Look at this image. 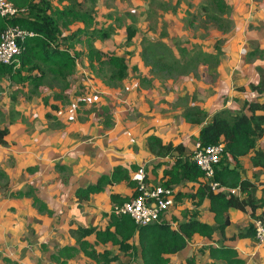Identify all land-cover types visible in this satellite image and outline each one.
Returning a JSON list of instances; mask_svg holds the SVG:
<instances>
[{"label": "crops", "instance_id": "obj_1", "mask_svg": "<svg viewBox=\"0 0 264 264\" xmlns=\"http://www.w3.org/2000/svg\"><path fill=\"white\" fill-rule=\"evenodd\" d=\"M226 1L232 8L230 16L232 28L215 38L214 43L221 39L219 46L222 50L215 66L205 64L203 67L201 62L197 72L188 70L177 80L167 79L163 84L158 79L151 80L152 75L149 74L147 82L151 80L150 85L143 87L135 82L133 88L121 89V85L118 90L102 88L103 86L99 90H84L80 100V96L73 93L75 90L55 92L67 97L68 105L53 104L51 97L48 109L42 96L31 97L28 90H0V129L7 130L4 135L5 144L0 145V171L3 170L9 179L7 189L10 193H15L34 188L36 197L51 212L47 214L39 211L33 206L32 198L25 195L16 196L19 199L13 196L2 199L1 205L7 204V207H14L20 211L24 208L23 212L17 213V221L14 219L8 221L11 226L9 230L7 227L3 230L4 239L12 238L16 243L21 235L16 236L18 229L27 230V225L32 227L37 225L34 228L37 245L40 244L41 249L35 252V256L47 264L50 256L57 254L59 248L75 242L77 228L84 226L104 228L107 218L103 216V212L111 210L109 201L111 193H118L121 196L133 194V190L121 181L105 185L101 192L92 195L88 201L77 202L74 198L77 188L96 183L101 175L110 174L119 164L127 167L130 164L144 166L150 179L147 180L159 183L162 170L171 165L172 159L156 155L147 146L145 150V136L153 135L161 138L163 143L177 144L189 142L184 140V136L186 131H193L195 145L200 126L190 125L191 123L186 120L184 112L190 107L199 106L207 112V116H211L221 109L239 111L242 107V98L256 102L264 100V0ZM213 46L214 44L211 46L212 49ZM128 58L126 55L129 68L137 66L139 73L142 71L147 73L148 68L143 70L144 66L138 52L134 56L135 60H131L132 64ZM3 79H6V83L1 81L0 84L4 88L15 85V82L7 78ZM260 82H262L260 90H237L239 87L247 88L249 84L257 85ZM37 91L41 95L51 93L47 90ZM161 91H165L162 97ZM161 98L164 99V103L158 102ZM175 100L180 102L179 106H174ZM129 101L134 105L133 117H127L128 110L132 109L131 105L128 106V110L125 108ZM77 103L79 106L75 107ZM49 107L52 108L51 111ZM67 110L70 119L62 113ZM76 110L78 112L75 115ZM47 114L50 116L47 117ZM127 125L133 127L130 135L125 133L129 130L125 128ZM134 137L139 143L143 140L141 151H134L131 148L133 145L129 144V141L133 138L135 142ZM255 146L264 149V136L256 141ZM146 153L150 155L148 157L150 160L142 162L143 158H147ZM251 156L252 152L237 161L231 160L229 168H236L241 179L253 183L251 195L261 198L264 197V171L252 165ZM156 165L158 166L153 169ZM201 180L204 181V178ZM192 185L191 182H183L174 188L177 193L182 191V194H186L195 188ZM227 188L222 185L219 190L225 192ZM240 193L237 192V195L240 196ZM180 200L175 199L174 204L163 215V219L174 226L177 220L171 221L169 212L179 217L170 210L176 201ZM198 210L201 221L209 224L213 222L207 199ZM261 211L264 212V208L256 212ZM249 213V207H246V211L233 208L228 211L230 224L225 228L227 238L248 228L252 222ZM91 237L94 238V235L87 237L90 242ZM217 239L216 235L208 239L194 234L183 251L166 256L175 257L179 263L186 257L193 256L195 264H198L197 258L191 253H199L200 248L210 244L217 245L220 243ZM137 241L135 235L131 242L137 244ZM45 243L55 245L57 248L53 252ZM224 244L234 247L245 260V264H264V242L259 244L254 236L228 239ZM100 245L104 249L108 247ZM202 256L199 264H225L209 258L207 253Z\"/></svg>", "mask_w": 264, "mask_h": 264}, {"label": "trees", "instance_id": "obj_2", "mask_svg": "<svg viewBox=\"0 0 264 264\" xmlns=\"http://www.w3.org/2000/svg\"><path fill=\"white\" fill-rule=\"evenodd\" d=\"M8 1L25 11L9 18L0 16V35L8 25H16L31 32L32 35L24 37V50L19 56L18 63L2 64L0 62V79L7 78L17 83L24 69L26 71L42 72L40 63L44 65L45 69L65 79L72 73L76 64L75 58L78 57V54L69 52L68 49L71 44H68L65 48L62 47L59 39L62 35L63 38H68L70 42L74 41L76 34L84 33L85 28L88 25L90 27V24L93 23L92 16L73 5L54 8L50 0ZM212 3L221 11L229 8L228 15L232 14V8L226 0H212ZM210 17L216 20L219 19L214 15ZM76 22H81L84 27L78 25L75 32L63 36L62 30L69 31L70 26ZM231 28L232 20L226 28L222 29L223 34ZM111 34L112 31L106 29H92L86 38L87 57L90 63L106 64L108 67V80L122 82L129 72L125 56L116 53L107 54L96 49L92 44L93 37L106 39ZM134 36L135 30L127 28L125 45ZM219 45H221V39L216 40L213 49L208 53L205 60L203 59V64H209V60H212V64L216 65L218 55L222 52ZM179 62L180 60L176 61V63ZM132 67L136 69L135 66ZM155 67L161 72H165L167 68L171 67V64H166L163 57H160L156 59ZM41 77L42 74L39 77H32L31 80L36 85ZM261 84L262 82L257 85L249 84L247 88L239 87L237 90H260ZM241 101L242 107L236 112L221 109L211 116H207V112L199 106L190 107L184 112V116L189 123L200 126L196 137L197 142L202 145L224 143V152L219 166L215 168L214 179L228 188H239L240 196L226 191H212L205 180H201L203 175L201 169L192 161L191 152H188L182 143H163L161 138L151 135L147 138L150 151L160 157L168 156L172 159L171 165L162 170L159 183L174 188L183 182H191L193 188L195 187L192 192L189 194L178 192L175 198L180 200L182 196H187L193 207L192 211L187 209L184 220L177 222L175 226L162 218L159 221L138 227L129 214H115L113 212L115 206L129 201L133 194L121 196L118 193H111L109 199L111 210L103 212V216L107 218L104 228H97V226L77 228L75 242L62 246L58 249L57 254L51 255V258H55L57 264H67V261L73 257L74 252H79L95 264H132V260L135 258L140 259V264H169L170 258L166 255L183 251L193 235L198 234L208 239L216 235L218 237L217 242H220L217 245L210 244L200 248L199 254L207 253L209 258L215 261L220 260L225 264H245V260L239 256L237 250L224 244V241L233 240L236 237L254 236L253 219L264 216L263 211L256 212L258 209L264 208V197H253L251 189L254 184L247 179H241L238 170L236 168L230 169L229 165L231 160L237 161L240 157L252 152V165L260 167L264 171V149L255 146L256 141L264 136V100L256 102L242 98ZM48 116L50 115L47 114ZM6 133V129L0 130V145L5 144L4 135ZM229 157L231 158L229 159ZM158 165L154 166L153 169ZM137 169L136 164H130L129 167L119 164L113 168L110 174L101 175L96 183L77 188L74 192V198L77 202L88 201L92 195L101 192L105 185H112L121 181L125 182L134 193L136 183L132 174ZM146 178L150 180L148 175H146ZM23 195L31 197L33 206L37 207L39 211L47 214L51 213L46 205L36 197L32 187L28 191H18L11 194L14 197ZM205 199L209 202V212L213 220L211 224L199 219L198 207ZM246 207L250 208L249 215L252 222L244 231L227 238L225 228L230 224L228 211L231 208L246 211ZM92 234L95 243L103 246H117L119 253L128 257L129 260L122 261L118 253L111 252L108 248L98 251L87 240V237ZM135 235L138 239L137 244L131 242ZM179 264H195V258L193 256L186 257Z\"/></svg>", "mask_w": 264, "mask_h": 264}, {"label": "rangeland", "instance_id": "obj_3", "mask_svg": "<svg viewBox=\"0 0 264 264\" xmlns=\"http://www.w3.org/2000/svg\"><path fill=\"white\" fill-rule=\"evenodd\" d=\"M50 2L54 8L73 5L75 8L89 13L93 18V23L90 24V27L88 25L84 33L76 34L74 41L70 42L68 38H63L62 35L59 39L62 47L65 48L68 44H71L68 49L69 52L78 54V57L75 58L76 64L72 73L65 79H62L60 76L45 69L44 65L40 63L42 72L26 71L24 69L20 80L15 83L16 86H5L4 88L0 84V90H28L27 92L30 93L31 97L42 96L47 109L51 97L53 104L59 105L61 103L63 106L68 105L66 104L68 101L67 97H64L61 93H55L59 91L63 93L64 90H75L73 93L80 96V100L84 90H99L101 86H103L102 88L107 87L110 90H118V87L121 85V89L133 88V83L135 82L138 86L141 85L143 87L150 85V81L154 79H158L163 84L167 79L177 80L181 75L187 73L188 70L197 72L199 64L203 62V59L205 60L208 53L212 50L211 46L214 44L216 36L223 33L222 29L226 28L231 20V13L228 15L229 8L221 11L213 5L212 0H50ZM205 4L207 6H204ZM212 15L219 19L211 18L210 16ZM78 25L84 27L81 22H76L70 26L69 31L62 30L63 36L75 32V28ZM98 28L112 31V34L106 39L93 37L92 44L96 49L107 54H122L123 52L125 58L126 55L129 56L128 60H130L131 64V60H135L134 56L138 52V57H140L144 66L143 70L148 68L147 73H143V71L139 73V68L135 66L136 69H133V67L129 68L130 71L122 82L108 80V67L106 64L90 63L87 57L86 38L92 29ZM127 28L134 29L135 36L125 45ZM160 57H163L166 64H171V67L167 68L165 72H161L155 67V61ZM178 60L180 62L176 63ZM209 61L210 63L207 65H212V60ZM201 65L205 67V64ZM41 74V80L35 85L31 78L39 77ZM149 74L152 76L151 80L147 82V75ZM1 81L6 83V79H0ZM37 90H47V92L51 91V93L49 95H41ZM164 93L165 91H161L160 97ZM158 102L164 103V99L161 98ZM130 105L132 109L128 110V106ZM177 105H180L178 100L174 106ZM78 106L79 104L77 103L75 107ZM133 107V102L130 101L125 106L128 110L127 117H133ZM49 109L50 111L52 110L50 107ZM77 112L76 110L75 115ZM62 113H65V116L70 119L68 110ZM157 113L161 112L157 111ZM177 126L178 124H176L175 128ZM125 128H129L125 133L130 135L129 132L132 131L133 127L127 125ZM153 128H155V125ZM188 132L186 131L184 140H188L189 142L182 144H185L184 146L187 148V151L190 152L195 142L193 131L189 132V134ZM147 138L145 136V150L148 147ZM130 140L129 144L133 145L131 148L134 151H141L140 148L143 147V140L141 143L136 138L135 142L133 138ZM146 155L147 158H143L142 162L150 160L148 158L150 155L147 153ZM6 176L7 174L5 175L3 170L0 171V264H44L41 258L35 256V252L41 249L40 244L37 245L36 228H34L37 225L34 227L27 225V230L22 228L18 231V229L16 236L18 234L21 235H19L16 243H14V239H4L2 236L3 230H6V227L9 230V226H11V224H8V221L12 219L17 221V213L24 211V208L20 211L14 207H7V204L1 205L2 199L12 197L11 194H13V192L10 193L9 189H7L9 179ZM186 191H188V186H186ZM189 193L186 192V194ZM13 198L19 199L14 196ZM187 199L189 200L187 196H183L180 201H176L175 206L170 211L177 213L179 217L169 212L171 221L174 219L177 222L182 221L187 209L192 211L193 207ZM9 212L12 214H9ZM90 240L97 250H104L100 244L94 242L93 237ZM46 246L51 251L57 248V246L51 244H46ZM51 246L52 248H50ZM107 248L111 252H119L117 247L108 246ZM118 254L122 261L129 260L123 254ZM191 255L197 258L198 264L203 257L199 253H191ZM67 262V264H95L79 252H74L73 257ZM47 264H57L56 259L50 256ZM132 264H140V259H133ZM169 264H179V262L175 260V257L171 256Z\"/></svg>", "mask_w": 264, "mask_h": 264}, {"label": "built area", "instance_id": "obj_4", "mask_svg": "<svg viewBox=\"0 0 264 264\" xmlns=\"http://www.w3.org/2000/svg\"><path fill=\"white\" fill-rule=\"evenodd\" d=\"M25 10L19 9L8 0H0V16L9 18ZM26 35H32L18 26L8 25L0 35V62L2 64L18 63L24 46ZM224 152V143L202 145L199 142L193 147L191 159L203 175L206 184L212 191L219 190L222 185L214 179L215 167L221 161ZM135 180V189L129 201L115 206V214H129L134 223L140 227L163 218L165 212L174 204L176 190L160 183L147 180L144 166L132 174ZM226 192L237 194L239 188H227ZM254 237L261 244L264 242V216L253 219Z\"/></svg>", "mask_w": 264, "mask_h": 264}, {"label": "clouds", "instance_id": "obj_5", "mask_svg": "<svg viewBox=\"0 0 264 264\" xmlns=\"http://www.w3.org/2000/svg\"><path fill=\"white\" fill-rule=\"evenodd\" d=\"M23 30H25V29H23ZM25 31H27V30H25ZM27 32H29V31H27ZM24 41V40H23ZM24 50V49H23ZM22 54V53H21ZM197 142V141H196ZM193 150V149H192ZM192 150L190 151V152H192ZM176 199V198H175Z\"/></svg>", "mask_w": 264, "mask_h": 264}]
</instances>
